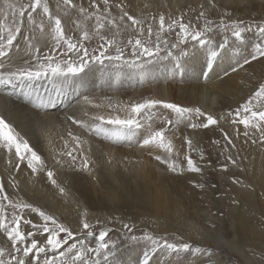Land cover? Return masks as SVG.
Instances as JSON below:
<instances>
[{"label": "snow or ice", "instance_id": "snow-or-ice-1", "mask_svg": "<svg viewBox=\"0 0 264 264\" xmlns=\"http://www.w3.org/2000/svg\"><path fill=\"white\" fill-rule=\"evenodd\" d=\"M209 4L215 8L212 0H209ZM63 5L67 9L77 8L73 0H63ZM4 7L12 10V22L8 23L7 13L0 8V58H3L0 60V84L13 85L15 90V83L19 81L20 92L26 99H30L37 108H47L49 104H54L55 95L52 93L61 94L60 83L64 85L70 83L77 74L84 71L90 62L101 64L107 62L116 68L126 66L143 69L154 60L170 57L175 61L176 70L182 72L181 58L189 56L194 50L203 49L207 55V71L202 74L207 78L209 72L214 68L215 61L222 56L223 50L226 49H231L232 63L229 64V67L232 73L245 69L253 62L264 61V20L259 23L246 24L241 19L231 18L228 12L220 15L218 21H213L208 17L207 12L202 10L196 17L197 22L185 21L183 15L171 18L160 14L158 27L154 31L152 24H148L145 28L143 19L130 15L127 10L117 5L122 13L118 18L119 21L125 22L126 18L130 22V25H126V27L130 26L136 32V35L130 36L127 43L122 46L115 34L111 38L102 34L107 26L117 30L120 28L116 18H109V0H103V12H101L98 0H91L90 7L95 8V12H89L88 9L79 7V13L85 20L95 18V25L92 31H89L78 23L80 37L77 40L66 34L61 17L51 11L47 0H31L30 3L19 5L6 2ZM37 14L41 15L39 22L35 19ZM67 14L65 12V15ZM25 15L28 32L25 31ZM152 19L153 22H157L156 17ZM199 21H203V23L200 24ZM37 29L39 37L28 34L29 32L34 33ZM174 30H176V42L169 46V42L162 38V34ZM250 33H254L256 42L249 50L246 47V41L247 34ZM21 36L25 45L23 48L18 42V37ZM94 37L99 38L102 43L90 53L85 41H91ZM45 39H50L53 44L46 55H41L40 41ZM189 44H191V48H189ZM129 46L131 52L126 55V49ZM13 48L16 53L23 52V56L27 57L22 59L19 65L12 62ZM173 49L177 50L179 55H176L172 51ZM162 52L166 55L162 56ZM224 75L227 76L228 72H225ZM41 78L53 82V89L49 90L46 99L41 95L39 85L34 83ZM3 103L4 101L0 99V104ZM84 103L93 104V101L84 97ZM93 106L100 107V105ZM108 106L112 107L111 104ZM157 109L170 110V113L174 114V118H162L163 126L153 127V117L160 115L158 111H153ZM120 110L126 111L128 115L121 118L120 115L94 114L89 122L71 116L68 119L90 133L97 136L103 135L106 139L116 141H133L137 132L143 129V139L135 142L139 143L142 149H148L150 156L154 152L159 153L154 155V159L166 165L169 172L179 174H183L185 171L202 173V168L193 159L191 153L196 152L200 160L205 159L204 150L185 135L183 140L187 151L183 156V161L180 160V153L176 149L174 139L175 133L182 124L192 130L207 129L211 125L219 126V120H224L227 116L231 118L233 125L243 126L244 137L251 139L258 134L259 141L264 143V79L258 82V86L243 103L238 105L235 110L227 112L226 116L221 115L219 120L202 111L200 107L181 106L156 98H146L142 102L131 103ZM6 112V108L0 112V145L10 153L14 151L16 158L14 167L20 169L22 165L26 164L33 175L45 173L48 181L58 189L59 193L62 196H67V189L58 183L55 171L47 167L41 155L30 146L29 141L11 126ZM145 116H147V120H145ZM68 135L74 147L69 151L62 152L56 163L61 167L64 164L74 167L79 161V169L91 173V161L84 148L88 142L81 140L79 136L73 135L71 132ZM224 139L227 145L235 147L232 138L227 133H224ZM256 142V139H252L253 144ZM67 143L66 141V146ZM213 143L219 144V141H213ZM184 162H186V167ZM227 162L239 166L238 158H234L231 154L227 156ZM9 163L11 164L12 161L10 160ZM222 168L227 170V164L222 165ZM233 182L240 183L235 178H233ZM12 186L16 187L15 182H12ZM195 187L202 188L203 185L196 184ZM233 203H238V201L233 200ZM9 208L12 209L10 215L7 212ZM25 210L37 214L42 222L33 223L31 219H25ZM86 216L87 212H84L79 221L84 238L73 240L76 236L73 229L60 222L54 215L46 213L31 203L20 199H11L4 185L0 183V232L6 235L9 242L8 249L0 247V264H118L115 257L121 242L111 239L112 229L107 226V222L113 221L121 224L122 235L130 244L139 241L151 242L150 250L143 253V258L138 260V264H153V254L157 252L167 253L174 257V264H182L180 259L182 255L211 254L210 248L194 247L183 241H170L164 237H157L147 230L142 236H136L133 234L135 225L119 218H109L107 222L97 219L93 224L87 220ZM29 225L31 230L26 231L25 229ZM98 225L100 226L98 237L92 246L87 240L88 237L96 236ZM38 234L42 236V242L37 240Z\"/></svg>", "mask_w": 264, "mask_h": 264}, {"label": "bare ground", "instance_id": "bare-ground-1", "mask_svg": "<svg viewBox=\"0 0 264 264\" xmlns=\"http://www.w3.org/2000/svg\"><path fill=\"white\" fill-rule=\"evenodd\" d=\"M26 1L0 0V8L7 13L9 24L12 22V10L4 7L5 3L19 5L27 4ZM147 1L151 4V7L153 6L152 8L155 6V8L157 7L158 9L170 8L173 6L178 7V5L182 4V0H155L154 3H152V0H131L130 2L138 6H146L144 2ZM192 1L197 4L209 5V0ZM214 1L224 5H230L228 1L233 2V0H212V2ZM255 9L258 11L253 10L252 13L257 14L261 11L258 15L261 18L260 20H264V7L258 6L257 8L255 7ZM255 15H248V20L252 22L258 21ZM25 31L28 32L26 15ZM35 32L39 33V30L37 29ZM28 34L33 35L34 33L29 32ZM48 40L49 39H45L44 43L40 41L41 48L46 45ZM18 42L21 48L25 46L22 36L18 37ZM95 43L96 41H94V44ZM97 44L98 43H96V45ZM48 48L49 47L46 49ZM12 55V62L17 65L22 62V59L27 58L23 56V52L16 53L15 48L12 50ZM0 60H3V58H0ZM206 62L207 58L193 60V65H191L190 70L196 69L195 73L189 72V63H182L183 66H185L182 74L178 73L177 70L173 71L172 67L175 64L173 62L168 65V72L164 75L161 71L158 72L157 70H153L156 74L157 83H154V85L152 84L151 89L155 91L153 95H157L158 93L159 96H154V98L157 97V99H163L172 103L169 98L171 97L175 100L173 103L181 106L193 107L198 105L200 100L202 102L205 97L215 94V96H218V100H216L217 102L213 100L216 106L213 108V112H210L218 120L221 115L226 116L227 112L232 110L228 104V96L230 97L232 93L239 90L246 78L242 76L243 73L241 70H237L235 73H229L227 76H220L221 74L217 69H214L213 72L210 71L208 77L205 78L202 73L207 71ZM259 63L264 67V61H259ZM93 66H96V64L90 62L84 71L77 74L67 85L57 81V83H60L61 94L56 95L55 92H53L52 94L55 95V103L49 104L47 108H37L30 99H26L20 92L21 84L19 81L15 83V90L13 89V85L0 84V99L4 101L3 104H0V112H3L5 108L7 109L6 115L8 117V122H10L11 126L15 128L17 132L29 141L30 146L41 155L47 167L55 171V178L58 183L66 187L68 194L67 196H62L58 189L48 181L45 173L33 175L30 169L26 167V164L22 165L20 169H16L14 167L16 163L14 151L10 153L7 149L3 148L2 145H0V183L4 185L11 199H20L24 202L31 203L41 208V210L46 213L54 215L60 222L73 229L76 233L73 240L76 238H84L79 223L82 214L87 212V220L94 224L97 220L95 213L100 212L102 216V205H108L114 202L111 195L116 196L117 193L124 195V201L131 202L132 204V207H124L120 213H117L120 214V216L136 217L137 214H144L151 218L160 217L159 219L163 223L159 224L155 230L151 231L154 235L162 234L161 232L168 230L177 231L176 228L183 224L182 221V224H179L182 218L181 201L187 200L191 203L195 199V185L198 184V179L195 175L201 177L203 181L206 179V184L208 182V186L212 191H216L217 189L215 187L214 173L217 164L219 166L221 162L218 163L219 160H216V157L212 155L211 146L213 145V134L209 133L205 136L203 140L204 146L200 145V140L197 138L194 142L199 148H202L205 153L204 160L199 159L198 153H191L193 159L196 160L202 168V173L185 171L183 174H179L169 172L166 165L154 159V155L159 153L154 152L153 155L150 156L148 154V149H142L140 144L135 142L136 140L143 139V129L137 132V136L133 141L109 140L103 135L97 136L94 133L86 131L84 128L73 123L72 120H69L68 117L71 116L75 119L83 120L84 122H89L94 114H103L105 116L120 115L121 118H124L128 113L120 109H123L124 106L129 104L128 99L139 94L134 88L137 82V76L135 77L134 74L128 72V70L126 72H124L125 70H120V68L127 69L126 66L116 68L114 65L106 63L105 66L110 67L109 71H114V73L112 72L113 75L109 77L103 76L107 75L104 74V72L100 73L97 69L95 71L96 67L94 69L90 68ZM214 66H217V64ZM113 68L115 70H113ZM88 70L90 71L89 73ZM216 72L217 74H215ZM152 79H155V77H152ZM34 83L39 85V91L46 99L49 95V90L53 89V82L41 78L38 82ZM151 89L149 90L150 92ZM141 92L140 96L142 95ZM150 95L151 94H149V96ZM144 96H147L145 92ZM84 97H88L92 100L93 104H85ZM68 100H70L69 103H67ZM203 103L208 106L210 102H206V104L204 101ZM109 104H111L112 107H109ZM93 105H100V107L97 108ZM117 106H119V108H117ZM153 111H158L160 114L159 116L153 117V127H162V118L166 117L172 119L174 117V114H171L170 110L157 109ZM85 112H87V115H85ZM145 120H147V116H145ZM220 121L223 120H219V122ZM223 124L225 125L224 127H226V132H228V134L231 133L232 136L229 134L231 137L234 136L237 138L235 147H232V150L235 156L243 159V161H241V163L239 161V163L248 168L247 177L249 180L247 181V185H251L250 187H252L253 183L255 188H258L264 195V143L259 141L258 134L251 139L244 137L243 126L233 125L230 117L226 116ZM183 127L185 128V126ZM183 127H179V130L175 133L174 139L176 149L180 153L179 158L181 161H183V156L187 151V146L184 144L183 140L185 135L183 136V134H186V131L188 132L187 136L193 134L191 133L193 131L192 129L185 128L184 130ZM69 132L79 136L81 140H86L88 142L84 145V148L91 161V173L81 171L78 167L79 161H77V166L74 167H69L68 164H64L61 167L56 163V160L60 158L62 152L69 151L74 147L68 135ZM169 134L171 135V133ZM204 135L206 134L204 133ZM252 139H256L257 142L253 144ZM66 141L68 142L67 146L65 145ZM10 160L12 161L11 164L9 163ZM184 166L186 167V162H184ZM103 172L106 173L107 180H103ZM126 175H129L130 179H128ZM95 177H97V179ZM12 182H15L16 187L12 186ZM235 185L236 184H233V188L239 194L237 196L242 198L244 190L239 189ZM247 193L250 195L248 191ZM135 203L138 204L140 207L139 209L135 208ZM95 208L98 210L94 211ZM7 212L10 215L12 209L9 208ZM245 217L247 218V214L242 215V219H245ZM24 218L31 219L33 223L42 222L37 214L31 213L30 210H25ZM104 221L107 222L108 219ZM204 221L206 224L213 223V220L204 219ZM241 221L244 223L243 220ZM107 226L112 229L110 233L111 239L121 242L116 257L119 256L120 258L121 256L122 258L124 254L130 257L131 262H129V259L122 258L120 261L121 264H138V260L143 258V253L150 250V241H147L143 248L139 246L137 249L135 248L136 246H133L134 244H130L127 241L126 237L122 235L123 230L116 224L107 222ZM99 227L98 225L96 228V236L88 237L87 242L92 246H94L96 238L98 237ZM139 227L140 225L138 224L135 228ZM25 230H31V226H27ZM243 230L246 241H248L251 248H261L256 244V239L264 237L261 228L257 226H245ZM36 238L38 241L42 242L41 235L38 234ZM181 239L182 238L179 237L178 241H182ZM191 241H195V243H193L194 247L200 246L210 248L211 254H191L192 257L182 255L180 258L182 264H224V261L229 256L228 253L231 251L240 254L244 264H258V262L251 263L252 259L250 258V254L252 255L253 253L250 252L248 255L241 245L231 240H224L217 234L212 236L207 232L201 237L193 236V238L189 240L187 237L183 242L192 244ZM0 247L5 249L9 248V242L3 232H0ZM254 249H252V251ZM253 252L257 253L256 251ZM222 253L226 254L224 255L225 260ZM259 254L261 255V252ZM174 261L175 258L167 253L161 254L157 252L153 254V264H174ZM232 264L238 263H236L235 260Z\"/></svg>", "mask_w": 264, "mask_h": 264}, {"label": "rangeland", "instance_id": "rangeland-1", "mask_svg": "<svg viewBox=\"0 0 264 264\" xmlns=\"http://www.w3.org/2000/svg\"><path fill=\"white\" fill-rule=\"evenodd\" d=\"M17 1H20V0H17ZM23 1H26V0H23ZM130 1L131 0H109V8H108V10L110 12L109 18L110 19L116 18L117 23L120 24V28L117 30V29H113L111 26H107L103 30V33H102L103 35H105L108 38H111L115 34L116 38H118L119 41L121 40L120 42H121L122 46H123V44L127 43V40L130 36L134 37L136 35V32L130 26L126 27V25H130V22H128L126 20V18H125V22L119 21L118 18L120 15H122V13L120 11V8L117 7V5H120L125 10H127L130 15H133L134 17L143 19L145 21V28L147 27L148 24H152L154 31L158 27V17L160 14H164L166 17H171V18H176V17L183 15L185 21L191 20L193 22H197L196 17L198 16L199 12L202 10L206 11L208 14V17L210 19H212L213 21H218L220 15H222L224 12H228L229 15L231 16V18L241 19V20L245 21L246 24H248V23H251L252 21L248 20L247 17H249L248 15L254 16L256 14V13H252L253 10H256L255 7L256 8L258 6L264 7V0H233V2L228 1L230 3V5H224L220 2L214 1L213 3L215 4V8H213L210 4L209 5L208 4H197V3L193 2L192 0L191 1L190 0L189 1L182 0V2H181L182 4L178 5V7L177 6H173L170 8L167 7L168 9L167 8H159L158 9L157 7H156L157 8L156 9L155 6H154V8H152L153 6L151 7V4L148 1L144 2V4L146 6H141V5L138 6L137 4L131 3ZM154 1L155 0H152V3H154ZM30 2H31V0L26 1V3H30ZM47 2L49 4L51 11L54 14H57L61 17L62 25L66 29V34L71 35L74 40H77L80 37V28H77L78 23L81 25L82 28H86L89 31H92V29L94 28L95 18L92 17L89 20H85L84 17L81 16V14L79 13V10H78L79 7H83L85 9H88L89 12H95L96 9L90 7L91 0H73V3H75L77 5V8H75V9H67L63 5V0H47ZM188 2H189V4H188ZM98 3L100 5L101 12H103V0H98ZM171 8H172V10H171ZM256 11H258V10H256ZM65 12H67L68 14L65 15ZM260 12L261 11H259V13H257L255 15L258 18V21H256V23H259L261 21L260 20L261 18L258 15V14H260ZM153 17L157 18V22H153V19H152ZM35 19H38L40 21L41 15L37 14L35 16ZM38 20H36V21L39 22ZM44 20H45V25L47 27L46 17L44 18ZM198 23L202 24L203 21H199ZM34 34L39 36V33L34 32ZM167 34L168 35L162 34V38L166 39L169 42V46H170L172 43L176 42V30H174L170 33H167ZM247 36H248V39L246 41V47H247V49L250 50L252 44L256 42V37H255L254 33L247 34ZM154 38L155 37L153 36V40H154ZM98 39L99 38L94 37L91 41H85V45L88 47L90 53H92V51L94 49L98 48L99 45L102 43V41H100ZM97 40H98V42H97ZM94 41H96V43H98L99 45L98 44L96 45V43L94 44ZM42 42L44 43L45 40H43ZM52 44H53V42L49 39L48 42L46 43V45H44L45 48L44 47L41 48L42 49L41 52H43V53L45 52V53L44 54L40 53V54L46 55L48 53L49 49L52 47ZM47 47H49V48L46 49ZM162 47H163V45H162ZM189 48H191V44H189ZM202 50L201 49L194 50L191 52V54L189 56L181 58L182 63H189L188 64V70H190L191 65H193V60L207 58L205 51L204 50L202 51ZM172 51L176 55H179V52L177 50L173 49ZM130 52H131V48L129 46L126 49V55L129 54ZM201 53L203 56L201 55ZM161 55L164 56V55H166V53L162 52ZM57 58L59 59V56ZM64 58L67 59V57H64ZM153 62L154 63H151L150 65H146L143 69H140V68H134L133 69L130 67H126L127 69L120 68V70H125L124 72H126L128 70V72H131L132 74H134L135 77L137 76L136 77L137 82H136V85L134 88L137 90V93L139 92V94H137V96H135L133 98L128 99V103H129L128 105H130L131 103L137 102V101L142 102L144 99H146L148 97L154 98V96H158V93H157V95L156 94L153 95V93L155 91H153V89H151V87H152L151 85L152 84L154 85V83L155 84L157 83L156 74L153 72V70H157L158 72L161 71L164 75L168 72V70H167V67H169L168 65H170L172 62L175 63V61L172 60V58H170V57L167 59L154 60ZM91 63H93V62H91ZM106 63L107 62H105L104 64L106 65ZM230 63H232L231 49L223 50L222 56L215 61L214 65L217 64V66H214L213 70L217 69L218 72L221 74L220 76H223L225 72H228V74L232 73L231 69L229 67ZM94 64H96V66H93L90 68L94 69L96 67L95 71L97 69L100 71V73L104 72V74H107V75H103V76L109 77V76L113 75L114 71H109L110 70L109 66L102 65L101 63L99 64L98 62H96V63L94 62ZM128 68H130V69H128ZM172 69H173V71L176 70L175 64L172 67ZM184 69H185V66H183V70ZM113 70H115V69L113 68ZM165 70H166V72H165ZM195 70L196 69L190 70L189 72L195 73ZM213 70H212V72H213ZM241 71L243 73L242 76L245 77L246 79L243 81L242 86L240 87L239 90H236L234 93H232V95L230 97L228 96V104L230 106V109H232V110H235L238 107V105L243 103L244 100H246L247 97L258 86V82L261 79H264V67L261 63H259V61L251 63L250 66H246L245 69H243ZM89 72L90 71L88 70V73ZM177 72L182 74V72H180V71H177ZM215 74H217V72ZM152 77H155V79H152ZM150 89H151V92L149 91ZM98 90H100V89H98ZM100 92H102V91H100ZM140 92L142 94L141 96H143V97L140 96ZM144 92L146 93L147 96H144ZM149 94H151V95L149 96ZM233 94H235V95H233ZM212 95L205 97V99H203L202 102L200 100V102H199L200 104L198 103V105H195L193 107H200L202 111H206L205 113L211 114V112H213V108L216 106V103H213L214 102L213 100H215V102H217L216 100H218L217 95L216 96H215V94H212ZM155 98L157 99V97H155ZM169 98H170V101H172V103H173V101H175L173 98H171V97H169ZM207 99H208V101H207ZM70 100H68L67 103H69ZM204 101H205V103L206 102L207 103L212 102L211 103L212 105L210 103H208V106H206L203 103ZM209 107L211 110L209 109ZM223 121L219 122V126L211 125L207 129H200V130L197 129V131L193 130L194 132L192 131L191 133H193L194 135L193 134L189 135V137L192 140L194 139V142H195L196 138L198 140H200V145H203V140L205 139V136H207L209 133L213 134L212 143H213V141H217V140L219 141V144L213 143V145L211 146L212 155H214L216 157V160L217 159L219 160L218 163L221 162L219 164V166L216 163L217 164V167L215 168L216 174L214 173L215 187L217 188L216 191H212L211 188H209L208 182L206 184V181H205L206 179L203 181V179L201 177H199L198 175H195V177L198 179V181H197L198 184H202L203 187L202 188L195 187L196 192H195V196H194L195 199L193 200V202L190 203V201H187V200L181 201L182 202V218L180 219L179 224L180 223L182 224V222H183V224L176 228L177 231L176 230L175 231H169L168 230L165 232H161L162 234H158L155 236L164 237V238L169 239L170 241H178V238L180 237V238H182L181 240L184 241L187 237L189 240V239L193 238V236L201 237V236L205 235V233H207V232L212 236H215L217 234L220 237H222V239H224V240L225 239L231 240L235 243H238L239 245H241L243 247V250L247 254L248 253L250 254V252L253 253L252 255L250 254V256H251L250 258L252 259L251 263L252 262L253 263L258 262V264H264V237L261 239H256L257 240L256 241L257 246L261 247L258 249L256 248L257 249L256 250L254 248H251V246L248 244V241H246V237H245L244 232H243L244 231L243 229H245V226H249V227H256L257 226L258 228L260 227L264 233V195L259 191L258 188H255V185L253 183H252V187H249L247 185V181L249 180L247 177L248 168H246L244 165L242 166L240 164L241 161H243V159L242 158L240 159L237 156H235V154L233 153V150H232V146L227 145V142L224 139V133L226 132V127H224L225 125L223 124ZM183 126H185V125H180L181 128ZM185 128L187 129L186 126H185ZM185 128H184V130H185ZM185 133L186 134H183V136L188 134L187 131ZM204 133L206 135H204ZM226 133L228 134V132H226ZM199 134H200V136H199ZM229 134L232 136L231 133H229ZM233 137H231V138L235 144L237 138L234 137L235 138L234 139ZM225 149H227V150H225ZM229 154H231L234 158H238V165L239 166L232 165V164L227 162V156ZM239 161H240V163H239ZM225 164H227V170H224L222 168V165H225ZM126 176L128 177V179H130L129 175H126ZM95 178L97 179V177H95ZM233 178H235L236 180H239L240 183H234ZM105 179L107 180L108 178L106 176V173L103 172V180H105ZM233 184H236L235 186H237L239 189L244 190V194H243L242 198L237 196L239 194L237 193V191L234 190ZM247 191L250 193V195H248ZM111 198L114 200V202L109 203L108 205H105V204L102 205L103 209L101 211L103 212L104 215L102 214V216H101L100 212L95 213V217H97V219H100V220L102 219V221H104L105 219H109V218H119L120 220H123L124 222L135 225V227L139 224L140 225L139 228H134L133 234L136 236H142L146 230L149 233H151V231L155 230L159 224L163 223L159 219L160 217H152L151 218V217H147L144 214H137L136 217L120 216V214H117V213H120L121 210L124 209V207H132L131 206L132 204H131V202L124 201L125 197H124V195H122L120 193H117L116 196L111 195ZM233 200L238 201V203L234 204ZM134 206L136 209L140 208L138 206V204H136V203L134 204ZM96 210H98V209L95 208L94 211H96ZM243 214H245V215L247 214V218L245 217V219H242ZM98 217H100V218H98ZM204 219L205 220H213V223L212 224H206ZM155 220H159V221H155ZM241 220H243L244 223ZM108 223H114L122 230L121 224L119 222L113 221V222H108ZM151 234H154V233H151ZM146 243H147V241H139L137 244H134L133 246H136L135 248H137V249L139 248V246H140V248H143ZM191 243L193 245V243H195V241H191ZM252 249H254L253 251H256L257 253H254L252 251ZM258 251L261 252V255L259 254L260 252H258ZM135 253H137V252H135ZM228 254H229L230 258L228 256L225 260L224 255H226V254L222 253V256L224 257V260H225L224 264H232V262L234 263L235 260H236V263H238V264H244L243 258L240 254L236 253L235 251H231ZM257 255H259V256H257ZM124 256H122L123 259H129V262H131L129 256H127L125 254H124ZM188 256L192 257L191 254L190 255L188 254ZM122 258H121V256H120V258H119V256L115 257V259L118 261V264H121L120 261Z\"/></svg>", "mask_w": 264, "mask_h": 264}]
</instances>
